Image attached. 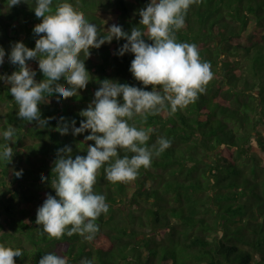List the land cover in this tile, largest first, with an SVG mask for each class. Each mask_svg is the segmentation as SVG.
<instances>
[{
  "label": "trees",
  "instance_id": "obj_1",
  "mask_svg": "<svg viewBox=\"0 0 264 264\" xmlns=\"http://www.w3.org/2000/svg\"><path fill=\"white\" fill-rule=\"evenodd\" d=\"M0 264H264V0H0Z\"/></svg>",
  "mask_w": 264,
  "mask_h": 264
}]
</instances>
